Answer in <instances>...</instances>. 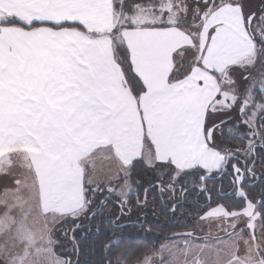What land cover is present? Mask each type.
<instances>
[{
    "label": "snow or ice",
    "instance_id": "1",
    "mask_svg": "<svg viewBox=\"0 0 264 264\" xmlns=\"http://www.w3.org/2000/svg\"><path fill=\"white\" fill-rule=\"evenodd\" d=\"M257 19L264 24V8L248 12L244 0H0V172L18 165L26 174L0 194V264H73L55 254L49 217L95 219L105 204L92 210L88 192L104 193L99 174L124 179L126 197L137 157L162 162L173 182L198 173L205 181L236 159L232 187L242 204L200 217L222 221L230 239L211 261L184 264H264V192L254 202L244 188L264 149V122L256 130L264 77L244 76L243 91L234 78L264 54ZM237 104L241 115L252 109L244 121L252 139L221 150L208 116ZM234 151L245 154L243 167ZM119 243L104 246L110 258L101 264H128V245L112 251ZM165 250L174 261L162 245L131 264H164Z\"/></svg>",
    "mask_w": 264,
    "mask_h": 264
},
{
    "label": "flooded vegetation",
    "instance_id": "2",
    "mask_svg": "<svg viewBox=\"0 0 264 264\" xmlns=\"http://www.w3.org/2000/svg\"><path fill=\"white\" fill-rule=\"evenodd\" d=\"M257 99L259 100V96ZM262 118L264 115L257 118L256 130L258 132L260 131V122H264ZM221 125H216L214 131L218 146H221L222 149L231 148L233 150L247 148L248 140L252 137L246 134L253 129L249 127L245 129L232 123L239 129L238 131L242 132L240 136H243L245 143L230 147L217 136V129ZM255 142L260 144L259 136L256 137ZM233 154L240 159V166L243 167L245 154L235 151ZM262 158H264V149L258 148L255 152L257 162L253 169L254 175L248 173L244 180L245 191L254 202L259 200L261 193L264 192V164L259 162ZM234 163H236V159H230L226 169L214 171L211 178L205 181H200L198 176H184L173 182L169 179L168 170L159 168V171L153 172L151 180L143 188L141 183L133 185L128 181L131 192L126 197L115 193L102 195L99 193L93 198L92 210H95L101 201L104 202L105 207L102 212H97L95 219L88 220L82 215L79 219L73 220L70 226L64 227L66 235L62 242H59L61 258L66 261L71 259L73 264H77V261L79 264H101L103 260L110 258V253L105 250L104 246L110 240L120 238V243L112 251L118 253L125 245H128V264H131L145 252H156L161 249L162 245L169 246L166 243L174 244L175 242L174 247L181 248L184 244L191 242H203L205 238L213 240L225 238L221 233H217L218 235H208L209 232L207 234L199 233L196 226L202 225L203 220L200 217L210 207L224 204L231 209L242 204V201L236 196V189L232 187L233 170L231 165ZM252 164V159H248V165L252 166ZM170 183L174 184V190L168 187ZM162 185L163 191L161 190ZM202 188L206 190L202 191ZM91 214L90 210L87 215L91 216ZM77 225L80 227L77 228ZM73 229L76 231L73 232ZM184 232H190L191 235L171 237L173 234ZM85 233H87L86 239ZM73 236H75V240H73ZM84 242V248L80 247L77 252L74 245L84 244ZM89 246L93 247L91 251ZM94 254L99 255V262L93 260Z\"/></svg>",
    "mask_w": 264,
    "mask_h": 264
},
{
    "label": "rangeland",
    "instance_id": "3",
    "mask_svg": "<svg viewBox=\"0 0 264 264\" xmlns=\"http://www.w3.org/2000/svg\"><path fill=\"white\" fill-rule=\"evenodd\" d=\"M264 0H244V4L246 7V11L248 12H257L259 14V10L263 4ZM252 28L254 30L257 31V34H259V30L261 28H264V25L260 23V21L254 20L252 22ZM188 59L190 60L191 57L189 56ZM250 76L252 78H256V79H260L262 77H264V54H262L259 59L257 60V62L251 66L248 71H245L244 69H238L236 73H234V78L237 79L238 82V86L241 88V90L243 91V89H245L250 83H251V79H249L248 81L244 80V76ZM210 113L208 116V123L212 122V123H221V121L225 122L227 121L228 123H233L235 125H239L242 126L243 128L247 129L248 126L244 123V121L247 119V116H250V114H252V109H249L247 116L241 115L240 111H239V104H237L236 106H234L232 109H224V110H220L217 111L216 113L213 114V116L211 117ZM264 113H261L259 115V117H263ZM264 118H262L263 120ZM226 122V123H227ZM263 121L260 122V124ZM221 125V124H220ZM249 130V129H248ZM145 169L147 170H152L153 171H159V168H155V167H150V166H145ZM166 170H168L167 168H165ZM129 171V170H128ZM101 179H104L105 176H101ZM128 179V176L125 178ZM105 183L101 184L100 187L105 189L104 193H111V194H117L119 196H121V191L127 192V189H124L122 186L125 184V182H123L124 180L121 179L120 182H117L115 180H113L111 183H109L107 181V178L104 179ZM128 181V180H127ZM129 183V182H128ZM120 185V186H119ZM93 187H95V185H93ZM109 187H113L116 188L119 187L117 189L116 192H108L107 189ZM89 195V199L93 200V198H95V196H98L99 192H97L95 194V196H93V193L91 191L88 192ZM103 193V194H104ZM75 220L72 217H63L61 220V224L57 225V222L51 221V218L49 217L48 219V227L51 230V239L53 241L52 244V248L55 252V254L59 257H61L60 254H58L59 250L61 249V244L59 243L60 241L62 242V239L64 238L65 234V229L64 227H66L67 225H69L70 223H72V221ZM41 223H43V218H41ZM257 223L259 224V221H257ZM241 227H243V225H241ZM225 225H223L222 221H218V220H203L202 225H197L196 226V230L199 233H206L209 232L208 235H218L217 233H221L224 234L225 238L222 239H209V238H205L203 239V242H191L188 244H184L183 247L181 248H177L174 247L173 243H166L168 244V248H170V246H172L170 249L176 253L175 255V259L174 261L172 260V258H170L168 256L167 250H165L164 252V264H184L185 259H187L188 261H192L197 255L200 256L201 259L204 260H209L211 261L212 258H214L216 252L219 249H223L225 247L223 241H227L229 240V236L227 235L226 231L224 230ZM228 231H231V229L229 228ZM237 231H239V229H237ZM247 238V230L245 232V237ZM183 240V239H182ZM170 242V241H168ZM241 247H243V245L241 244ZM58 250V252L56 251ZM161 249L159 251L156 252H160ZM185 252H187V257L185 256ZM242 254V253H241ZM63 259V258H62Z\"/></svg>",
    "mask_w": 264,
    "mask_h": 264
},
{
    "label": "trees",
    "instance_id": "4",
    "mask_svg": "<svg viewBox=\"0 0 264 264\" xmlns=\"http://www.w3.org/2000/svg\"><path fill=\"white\" fill-rule=\"evenodd\" d=\"M261 8H264V2L261 6ZM260 8V9H261ZM264 25V24H263ZM120 55L124 54V49L122 48L121 50H119L118 52ZM219 128V127H218ZM239 129L232 125V123H223L219 129H217V136L218 138H221V141L225 142L226 145L230 146V147H235V146H239V145H243L245 143V139L243 138L242 140L239 138L240 134L242 133L241 131H238ZM234 133L235 137L230 136L229 133ZM242 135V134H241ZM221 150H224L221 148V146H219ZM152 170H147L145 169L144 166H142L141 163H134L133 166H131L129 168V176H128V181L132 182L133 185H135L136 183H141V186L143 188V186H145V184H147L150 180H151V176L153 175V172H151ZM191 171V170H189ZM200 173H198L197 175L193 176V175H189V176H193V177H197ZM70 226V224H69ZM68 227V225L66 226ZM85 246V242L80 243V247L83 249ZM90 251L93 249V247L90 248ZM58 252V250H56ZM58 254H62L61 250H59ZM93 255V254H92ZM92 255H91V259H92ZM94 259L96 261H100L99 255L96 256L94 254Z\"/></svg>",
    "mask_w": 264,
    "mask_h": 264
},
{
    "label": "crops",
    "instance_id": "5",
    "mask_svg": "<svg viewBox=\"0 0 264 264\" xmlns=\"http://www.w3.org/2000/svg\"><path fill=\"white\" fill-rule=\"evenodd\" d=\"M37 26H39V25H37ZM66 27L67 26H75V25H71V24H66L65 25ZM126 47V46H125ZM121 50V49H120ZM118 55H120L119 53H118ZM251 115V114H250ZM213 116V114H211V117ZM216 126V125H220L219 123H212V122H207V127L208 128H211L212 126ZM214 137H215V133H214ZM149 147H151V145H150V142H147V144H146V150H147V148H149ZM134 163L136 164V163H141L142 164V166H150V167H155V168H160V169H164V168H162V167H159V165L162 163V162H160V161H155L154 163H149L146 159H144L143 157H137V158H135V160H134ZM98 168H106V165H101V164H98ZM166 168V167H165ZM25 172H24V170L23 169H21L18 165L16 166V167H13V168H11V169H9V170H6V171H4V172H0V194H2L3 192H4V190L6 189V188H14L15 187V181L17 180V179H19V180H21V181H23L24 179H25ZM101 176H103L104 177V174H103V172H101L100 174H99V178L101 177ZM105 178H107L106 176H105ZM104 178V179H105ZM124 180V179H123ZM128 180V179H127ZM121 181V180H120ZM119 181V182H120ZM123 182H125V180L123 181ZM89 195H90V193L88 194V198H89ZM51 218V217H50ZM62 218L63 217H59V218H57V219H55V221L57 222V225H60L61 223V220H62ZM51 221H53L52 220V218H51Z\"/></svg>",
    "mask_w": 264,
    "mask_h": 264
},
{
    "label": "water",
    "instance_id": "6",
    "mask_svg": "<svg viewBox=\"0 0 264 264\" xmlns=\"http://www.w3.org/2000/svg\"><path fill=\"white\" fill-rule=\"evenodd\" d=\"M213 128V127H212ZM211 129V128H209ZM224 170V169H223ZM190 232H184V233H178V234H173L171 235V237H176V236H189V235H186V234H189ZM191 234V233H190ZM68 260V259H67Z\"/></svg>",
    "mask_w": 264,
    "mask_h": 264
}]
</instances>
